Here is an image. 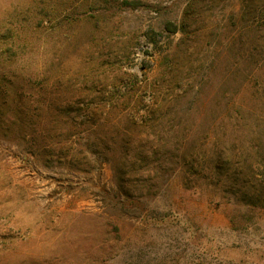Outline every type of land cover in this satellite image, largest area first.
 <instances>
[{
    "label": "rangeland",
    "instance_id": "rangeland-1",
    "mask_svg": "<svg viewBox=\"0 0 264 264\" xmlns=\"http://www.w3.org/2000/svg\"><path fill=\"white\" fill-rule=\"evenodd\" d=\"M127 2L0 0V264H264V18L245 22L264 0ZM188 4L181 44L165 23ZM102 12L99 32L88 19ZM178 46L187 59L157 82L169 98L123 174L118 151L97 155L100 131L45 152L33 134L47 114L35 129L15 114L34 87L71 117L105 118L106 87L126 72L159 81Z\"/></svg>",
    "mask_w": 264,
    "mask_h": 264
},
{
    "label": "trees",
    "instance_id": "trees-1",
    "mask_svg": "<svg viewBox=\"0 0 264 264\" xmlns=\"http://www.w3.org/2000/svg\"><path fill=\"white\" fill-rule=\"evenodd\" d=\"M105 3L106 4H102L105 10H110L117 7L120 8L122 5L128 4L127 0H124L123 4H118L119 0H105ZM263 9L264 8L246 11L248 14L245 16L247 17L245 20L247 25L254 26L259 19L264 18ZM190 17L191 9L190 4H188L184 10L181 23L179 25L172 21H167L165 23V30L169 33V35H182L180 40L181 44H186L188 37H190ZM106 18V12H102L97 16H90L88 20L89 22L93 23V27L100 32L106 31L109 27L108 22L105 24ZM113 36L120 37V35L116 34L112 35L111 37ZM149 37L148 43L153 46L154 50H157L162 43V35L154 33L151 34V36L149 35ZM101 38L102 37H98L96 40ZM136 39L137 38H132L129 43L132 46L136 45L139 42ZM183 50L184 48H182V46H178L171 58H165L163 63L165 65V69H167V73L166 75H163L162 79L159 81L156 80L154 83H150L146 74L141 77L137 73L126 72L124 73V75H126L124 78L119 76V78L115 80V83L111 89L106 87L109 94L104 95L100 93L101 100L98 99V102L100 103L99 109H101L102 112L105 110L107 111V116L105 118L97 119L94 116H85L84 118L71 117L70 108L65 110L54 102H46L43 97L41 98H43L45 101H42L40 97H37V93L33 92L34 87L32 89L28 87L27 90H25L27 92L22 94V96L25 95L26 101L25 103L19 101V104L16 106L15 114L18 115V118H20V120L25 123L26 128L31 129H35L39 125V117L45 113L47 114L48 119L46 118L47 121L44 123L45 126H43L41 129L36 128V133L34 131L33 134L35 138L37 135V137L40 139V147L43 148L45 152L53 151L55 153V149H57V147L53 148L54 143H58V145L64 143L61 149H68L67 144L71 143L70 139H74L73 137H75L73 129L82 130L80 135L83 134V137L80 136V139L88 138L90 134L89 132L93 131L91 128H94L95 132L100 131L96 145H100L102 148L95 150L97 155L102 156L104 157L103 159H105L107 156H104V154L99 151L100 149L106 152H110L114 149L115 151H118V160L116 161L115 166L117 172L123 174V171H125V165L127 164L128 154L131 149H136V145L139 143V139L142 136V128L149 125L155 114L162 112L163 108L160 107L159 104L162 102V100H167L169 98V96L165 94L166 91L163 90L166 89L164 84L157 87V82L168 80L170 83H173L175 80H177V76L182 64H184L187 59L186 55L183 53ZM4 77L6 78V76ZM102 77L103 76H101V78ZM5 78H3V82L8 79ZM101 78L99 77L100 85L104 84V81H102ZM3 84L4 83H2V85ZM179 85L180 84L175 85L176 90L178 87L182 86ZM98 86L99 85L96 83L93 84L94 88ZM93 87L90 86V89H94ZM3 88L4 87H2L0 90ZM190 91L191 90L187 89L184 91V94L186 95ZM196 95H200V93L197 92ZM33 139L34 137L32 136L31 140ZM53 139H60V142L58 140L53 142ZM93 144H95V142L88 145ZM120 182L123 181L121 180ZM114 195V197L118 199V202L122 195L129 198L126 192L121 190L120 186L119 190L114 192ZM130 203L131 202H129V204ZM120 204L123 203L120 202Z\"/></svg>",
    "mask_w": 264,
    "mask_h": 264
}]
</instances>
